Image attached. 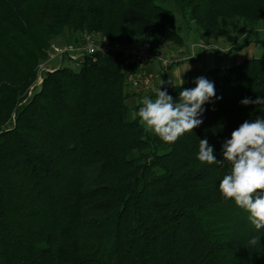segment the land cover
Returning a JSON list of instances; mask_svg holds the SVG:
<instances>
[{
  "label": "trees",
  "instance_id": "obj_1",
  "mask_svg": "<svg viewBox=\"0 0 264 264\" xmlns=\"http://www.w3.org/2000/svg\"><path fill=\"white\" fill-rule=\"evenodd\" d=\"M174 1L204 39L264 19V0ZM65 30L123 46L148 35L151 48L182 43L160 0H0V264H264V229L219 190L231 169L224 141L264 118V105L240 103L264 98V42L254 41L259 57L200 75L219 99L168 144L140 124V97L125 83V69L139 66L123 52L48 71L30 94ZM197 77L149 97L160 88L178 99ZM200 139L223 162L201 163Z\"/></svg>",
  "mask_w": 264,
  "mask_h": 264
},
{
  "label": "clouds",
  "instance_id": "obj_2",
  "mask_svg": "<svg viewBox=\"0 0 264 264\" xmlns=\"http://www.w3.org/2000/svg\"><path fill=\"white\" fill-rule=\"evenodd\" d=\"M169 83L176 86L173 79ZM194 83V88L180 91L178 99L160 88L155 99L145 96L137 112L144 130L173 144L199 127L203 123L200 118L205 111L203 106L219 97H216L214 83L207 78L197 77ZM240 103L264 105V98H245ZM222 155L223 161L231 165L219 183L222 196L244 210L255 229H264V118L244 121L231 133V138L224 141ZM197 159L209 165L223 162L216 159L207 139L199 140ZM260 239V236H253L249 244L255 246Z\"/></svg>",
  "mask_w": 264,
  "mask_h": 264
},
{
  "label": "rangeland",
  "instance_id": "obj_3",
  "mask_svg": "<svg viewBox=\"0 0 264 264\" xmlns=\"http://www.w3.org/2000/svg\"><path fill=\"white\" fill-rule=\"evenodd\" d=\"M160 3L174 12L177 18V30L182 37V43L177 44L159 39V46L156 48L155 46H152L151 50L155 49L152 53L159 55V58L162 57L164 60L159 61L156 59L151 62L158 63L156 68L158 67V72H160V75L156 78V84L152 86L151 92L156 90L154 86H159L161 81L163 83L167 82V84H171L169 81H166V78L169 72L173 71V68L177 65L176 63H173V66L170 69H164V61L166 60L170 62L175 58L195 57V59H189L188 61L193 62L196 60V62L200 63L204 68H207V65L208 68H218L230 67L239 64L244 59L250 58L253 54L254 57L260 56L262 51V47L260 45L261 42H264V19L253 27H250V25L238 20L236 22V26L230 28L229 36L216 34L208 39H204L193 19L189 16V14L184 15L174 0H160ZM85 36L86 35L83 37L80 36L79 33H73L69 30H65L63 35L56 37V39L51 42L47 51L46 59L41 61L38 65V69L40 71L30 89V94H32L35 88H39L43 81V76L46 72H48V70L64 66L70 67L71 69L75 68L71 61L67 59L68 56L66 54H63L61 58L59 57L61 54H57V49H63L69 44L80 43L83 41ZM74 39H77L78 41H74ZM207 40H209V42H206ZM247 40H251L250 43H254L255 40L261 42L260 45L256 47L250 46V43L241 47ZM155 41L156 37L154 35H148L140 43L133 44L132 46H137L141 43L155 45ZM161 52L165 53V57L161 55ZM169 65H172V63L170 62ZM202 74H198L197 76ZM129 89L130 87L127 86L126 90ZM135 102H137V99L127 101L129 105H133ZM133 113V110H131L129 113L130 119L134 117Z\"/></svg>",
  "mask_w": 264,
  "mask_h": 264
},
{
  "label": "built area",
  "instance_id": "obj_4",
  "mask_svg": "<svg viewBox=\"0 0 264 264\" xmlns=\"http://www.w3.org/2000/svg\"><path fill=\"white\" fill-rule=\"evenodd\" d=\"M119 52L129 55L132 61L139 66L137 70L125 69V83L139 95L142 103L145 96L149 97L152 94V86L154 85V76L144 71V67L153 60H164L162 57L159 58V55L152 53L151 44L141 43L130 47L109 42L94 35H86L80 43L69 44L63 49H57V54H61L59 57L61 58L63 54H66L68 56L67 59L71 61L75 68L81 66L86 56L94 55L95 53L112 54ZM169 64L168 60L164 61V69L168 68Z\"/></svg>",
  "mask_w": 264,
  "mask_h": 264
},
{
  "label": "crops",
  "instance_id": "obj_5",
  "mask_svg": "<svg viewBox=\"0 0 264 264\" xmlns=\"http://www.w3.org/2000/svg\"><path fill=\"white\" fill-rule=\"evenodd\" d=\"M249 45L252 47H256L260 44L254 42V43H250ZM261 53H262V51H261ZM161 55L163 57H165V53L161 52ZM253 55L250 58L254 57ZM256 57H259V56H256ZM189 59L190 60L195 59V57L194 58L182 57V58H175V59L171 60L170 62L172 63V65H170L167 69H170L173 66V63H176L177 66H175L173 68V71L169 72V74L167 75L166 81H170L171 79H173L175 82V85H180V84H182V82L184 83L185 81H190L191 79H193V77L195 78L198 74L205 73L208 69H210V68H208V65L206 66L208 68L207 69V68L202 67L200 63H197L196 60L193 62H189L188 61ZM246 59H248V58H246ZM157 64L158 63H150L144 67V71H146L147 73L152 74L154 76V85L156 84L157 76L160 75V72H158L159 71L158 67L156 68ZM163 84L173 86V84H167V82H164ZM157 87H158L157 85L154 86V88H157ZM128 92H129V94L134 93L131 89H129ZM131 99H137V97L134 96ZM137 103L138 102H135V104H137Z\"/></svg>",
  "mask_w": 264,
  "mask_h": 264
}]
</instances>
